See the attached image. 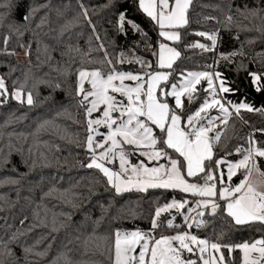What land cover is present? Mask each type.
<instances>
[{
	"label": "snow or ice",
	"instance_id": "snow-or-ice-1",
	"mask_svg": "<svg viewBox=\"0 0 264 264\" xmlns=\"http://www.w3.org/2000/svg\"><path fill=\"white\" fill-rule=\"evenodd\" d=\"M137 2L139 9L155 23L161 38L152 52L156 57L155 64L143 57H130L124 52L116 55L110 53L83 0H77L79 11L60 28V35L63 36L83 20L92 32L88 36L87 52L69 44L67 52L63 53H78L80 56L81 67L74 72V98L78 111L83 115L85 130L84 140L77 141L87 154V162H81V166L96 170L106 185V190L116 196L133 191L147 193L150 189H162L178 191L194 199L173 197L170 202H157L151 213L148 230L139 227L132 230L117 228L104 236L96 235L94 230L84 244L87 246L89 241L103 242L108 247L111 264H233L231 254L237 250L241 253V264H264V236L230 244L221 243L219 238L216 241L201 238L192 232L194 227L199 229L207 226L209 220L205 216L211 218L221 213L235 225H264V170L260 167L264 160V142L256 139L257 133L264 135V128L253 129L245 137L243 144L237 145L233 151L226 152L223 156H217L216 151L230 119H242V111L264 113V108L255 107L246 98L239 102L227 99L225 94L235 95L238 90L231 87L221 72L214 70V64L206 66L212 71L185 69L177 72L175 65L181 52L174 45L182 41L181 30L190 24L189 10L193 0ZM11 3L12 0H0V26L5 24ZM37 10L33 8L23 17L24 24L16 25L9 21L7 27L10 33L22 37L29 30L28 22ZM235 11L237 15H233L230 4L227 6L223 21L225 26H242L240 18L260 19L264 25V8L244 6ZM57 14L64 13L57 10ZM204 19L207 21L217 18L208 16ZM47 22L48 18L45 16L36 27L42 28ZM217 23L220 21L217 20ZM116 29L122 35H127L131 30L147 36L139 24L128 18L125 11L119 12ZM257 30L264 32V26ZM33 34L38 35L35 32ZM190 34L206 38L211 43L196 41L187 44V48L199 49L201 52L215 51L218 32L198 31ZM93 37L95 47L92 45ZM10 38L4 37L2 52L16 55L15 50L8 51ZM20 47L24 49L25 56L31 55L30 44L21 43ZM96 50L103 53L101 58L91 57V53ZM37 51L40 52L41 49L38 48ZM48 51V46L45 45L43 52ZM237 54L243 53H221L220 59L230 60ZM47 58L51 59L50 54ZM126 63H136L139 70H122L120 66ZM14 71V68L11 69V72ZM57 71L62 75L73 74L70 68H58ZM11 72L7 76L0 75V107L12 100L21 106L34 108L41 102L39 85L53 89L61 87L59 82L37 80L30 70L23 73L22 79L16 78L9 85ZM247 74L255 91L264 92V72L249 71ZM201 92L205 94L203 98ZM185 101L188 104L201 102L189 112ZM64 111L67 112V109ZM53 124V121H43L33 135H38ZM5 147L7 152L0 148V157L7 164L15 146L9 140ZM28 153L31 159V148ZM233 154L239 158L229 159ZM134 157H138L135 162ZM38 159L44 160L46 166L47 157L43 153H39ZM36 163V159H31L30 167H35ZM237 175L242 178L234 183L233 178ZM7 182L18 184L19 180L9 179ZM89 191L93 189L90 188ZM45 195H51V192ZM0 201L8 203L4 196H0ZM67 202L72 203L73 207L77 206L72 199ZM2 210L3 207H0V211ZM103 210L106 213L108 209ZM36 215L38 217L39 213ZM130 215L135 217L136 214ZM164 215L168 217L166 221L161 219ZM177 215L183 218L182 224L175 223ZM67 216L68 219L71 218V214ZM101 222L102 220H96L93 224L98 227ZM51 223L52 230L58 231L55 217ZM64 226L62 222L59 224V227ZM163 227L174 229L173 234H159L158 230ZM24 234L13 233L8 240L0 239V256L15 257L8 245ZM225 250L228 252L227 258ZM23 252L24 264H35L28 259L30 255H46V252L35 251V245L25 246ZM16 260L19 264V258ZM0 264H5V261L0 259ZM65 264L73 262L66 258Z\"/></svg>",
	"mask_w": 264,
	"mask_h": 264
},
{
	"label": "trees",
	"instance_id": "trees-1",
	"mask_svg": "<svg viewBox=\"0 0 264 264\" xmlns=\"http://www.w3.org/2000/svg\"><path fill=\"white\" fill-rule=\"evenodd\" d=\"M83 3L90 9L92 21L110 53L116 55L124 52L130 57H143L155 64L156 57L152 52L161 38L155 23L139 9L137 0H83ZM229 4L232 6L233 15H237L236 9H242L244 6L264 8V0H193L189 10L190 24L181 30L182 41L175 44L181 52L175 67L177 72L185 69L201 71L209 69L207 65L214 64L231 87L238 90L235 95L225 94L227 99L239 102L246 98L255 107L264 108V104L254 101L245 94L249 88L254 89L247 73L264 72V32L257 30L264 25L260 19L240 18L242 26H225L224 15ZM33 8L38 10L28 22L29 30L25 31L22 37L10 33L8 22L24 24L23 17ZM57 10L64 14L58 15ZM78 11L77 0H12L5 24L0 26V75L7 76L11 69H15L11 72L9 85L16 78L22 79L23 73L29 70L37 80L44 79L61 84L58 89L39 85L41 102L34 108L21 106L12 100L0 107V148L7 152L5 146L9 140L15 146L8 158L9 163L4 164L0 157V196L8 200V203L0 201V207H3L0 211V239L8 240L13 233H25L8 245L15 257L0 256L5 264H17L16 258H19V264H24L23 248L33 245L35 251L46 252L43 257L34 255L28 257L35 264H65L66 258L73 264H111L108 247L103 242L89 241L85 246L84 241L94 230L98 236L109 235L117 228L132 230L139 227L148 230L151 213L157 202L163 204L173 197L194 199L178 191L162 189H150L147 193L133 191L116 196L106 190V185L96 170L81 166V162H87V154L77 141L84 140L85 130L83 115L78 111L74 98L76 81L74 72L81 67L80 56L78 53L71 55L63 53L67 52L69 44L78 46L82 52H87L88 36L92 32L87 22L81 20L70 33L60 35L62 25ZM121 11H125L129 19L139 24L147 36L131 30L127 35L120 34L116 29V20ZM45 16L48 22L42 28H37ZM208 16L217 19L206 21L204 17ZM217 20L220 23H217ZM198 31L218 32L215 51L201 52L199 49L186 47L189 43L203 40L202 37L190 34ZM34 32L38 35H34ZM5 36L11 37L7 45L9 52L15 50L18 54L24 50L20 47L21 43L31 45L28 60L21 61L17 54L8 55L2 52ZM45 45L48 46V53L43 52ZM92 45L93 47L96 45L94 37ZM38 48L41 49L40 52L37 51ZM221 53L243 54L234 55L230 60H223L220 59ZM49 54L50 60L47 58ZM102 56L103 53L98 50L91 53L93 58ZM120 67L125 71L139 70L136 63H126ZM58 68L61 70L70 68L73 74L62 75L57 71ZM200 95L203 98L205 94L201 92ZM200 102L190 104L188 111L194 110ZM241 116L242 119L236 117L230 119L229 126L223 132L221 143L216 149L217 156H223L226 152L233 151L237 145L243 144L245 137L253 129L264 128V113L242 111ZM17 117L21 119H16ZM45 120L53 121L54 124L46 127L38 135H33ZM256 139L264 142V135L257 133ZM30 148L31 159L37 161L35 167H30L31 159L28 153ZM39 153L47 157L46 166L44 160L38 159ZM228 158L236 160L239 157L233 154ZM260 166L264 169V160ZM9 179L19 180V183H8ZM90 188L93 191L90 192ZM49 192L51 195L46 196L45 194ZM69 199L77 206L73 207L72 203H68ZM38 205L40 207H37ZM102 205L108 209L106 213ZM130 213H135V217ZM67 214H71L70 219ZM54 217L58 222V231L52 230L51 222ZM167 218V215L161 217L165 221ZM180 219L181 217H177V220ZM205 219L209 220L207 226L192 229V232L201 238L207 237L213 241L219 238L221 243L234 244L264 236V225L260 223L235 225L222 213L211 218L205 216ZM96 220H102L98 227L93 224ZM61 222L64 227H59ZM170 230L174 229L163 227L158 233L163 234ZM231 255L233 264H241L239 250ZM225 256L228 257L227 250Z\"/></svg>",
	"mask_w": 264,
	"mask_h": 264
},
{
	"label": "rangeland",
	"instance_id": "rangeland-1",
	"mask_svg": "<svg viewBox=\"0 0 264 264\" xmlns=\"http://www.w3.org/2000/svg\"><path fill=\"white\" fill-rule=\"evenodd\" d=\"M213 32H216V31H213ZM199 42L207 43V44H210V43H211L210 41H207L206 38H203V40H202V41H199ZM174 46L177 47L176 45H174ZM216 47H217V46H216ZM177 49H178V48H177ZM178 50H179V49H178ZM17 56H18L19 60H21V61H26V60H28V56H25V55H24V50L20 51V52L17 54ZM206 70H208V71H212L213 69H206ZM214 70H216V67H215ZM216 71H217V70H216ZM86 87H88V85H86ZM201 87H203V85H201ZM185 104H186V110L188 111V110H189V105H190V104H188L187 101H185ZM213 114H215V112H214ZM101 131H103V129H101ZM133 159H134V162H135V160L138 159V157H134ZM260 167H261V170H264V169L262 168V166H260ZM241 178H242L241 176L237 175L236 177L233 178V182L236 183V182H238L239 179H241ZM187 199L192 200V198H187ZM169 202H170V201H169ZM173 214H175V213H173ZM177 217L179 218V217H181V216H179V215L176 216L175 223H177V224H182V223H183V218L181 217L180 220H177ZM173 232H174V230H170V231L168 232L169 234H165V235H171V234H173ZM193 234H194V233H193ZM193 258H194V257H193Z\"/></svg>",
	"mask_w": 264,
	"mask_h": 264
},
{
	"label": "water",
	"instance_id": "water-1",
	"mask_svg": "<svg viewBox=\"0 0 264 264\" xmlns=\"http://www.w3.org/2000/svg\"><path fill=\"white\" fill-rule=\"evenodd\" d=\"M245 94L251 97L254 101L264 104V92H257L255 89L249 88Z\"/></svg>",
	"mask_w": 264,
	"mask_h": 264
},
{
	"label": "crops",
	"instance_id": "crops-1",
	"mask_svg": "<svg viewBox=\"0 0 264 264\" xmlns=\"http://www.w3.org/2000/svg\"><path fill=\"white\" fill-rule=\"evenodd\" d=\"M165 234H169V233L168 232L163 233V235H165Z\"/></svg>",
	"mask_w": 264,
	"mask_h": 264
},
{
	"label": "built area",
	"instance_id": "built-area-1",
	"mask_svg": "<svg viewBox=\"0 0 264 264\" xmlns=\"http://www.w3.org/2000/svg\"><path fill=\"white\" fill-rule=\"evenodd\" d=\"M213 32V31H212ZM211 33V32H210ZM217 43H218V40H217Z\"/></svg>",
	"mask_w": 264,
	"mask_h": 264
}]
</instances>
